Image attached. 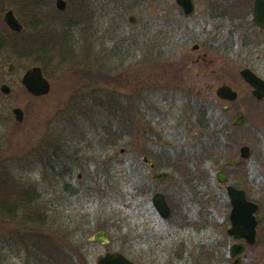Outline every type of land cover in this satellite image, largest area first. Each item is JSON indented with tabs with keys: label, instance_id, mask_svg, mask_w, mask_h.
<instances>
[{
	"label": "rangeland",
	"instance_id": "374dc122",
	"mask_svg": "<svg viewBox=\"0 0 264 264\" xmlns=\"http://www.w3.org/2000/svg\"><path fill=\"white\" fill-rule=\"evenodd\" d=\"M86 1L94 15L89 25L72 30L76 54L55 53L45 63L17 57L11 48L0 52V197L23 194L12 214H0V264H96L108 250L145 264H209L204 250L211 231L192 223L198 201L209 211L212 195L225 194L216 173L230 171L218 161L220 153L242 162L239 168L252 178L264 169V99L257 100L240 75L245 65L264 69V57L219 59L224 73L198 75L195 90L179 89L188 77L166 59L175 57L168 52L187 33L165 23V0ZM20 2L0 0V27L3 13L13 8L28 37L58 29L85 7V0H67L64 12L56 0H39L35 9ZM36 64L51 82L44 96L32 95L21 82ZM224 82L238 91L237 100L217 97ZM15 107L23 109V121L15 118ZM241 114L244 122L234 125ZM202 117L210 130L200 126ZM217 129L225 130L226 147L207 162L208 178L193 182L169 166L199 150ZM242 145L251 147L247 160L240 158ZM143 155L155 161V170ZM160 170L169 176L154 180ZM156 191L173 207L171 219L185 218L179 226L156 214ZM101 229L108 232L107 244L91 240Z\"/></svg>",
	"mask_w": 264,
	"mask_h": 264
},
{
	"label": "flooded vegetation",
	"instance_id": "af4514ba",
	"mask_svg": "<svg viewBox=\"0 0 264 264\" xmlns=\"http://www.w3.org/2000/svg\"><path fill=\"white\" fill-rule=\"evenodd\" d=\"M186 1L191 8L189 12L178 0H165L164 3L167 7L164 9L167 12L165 23L184 27L187 33L184 40L174 42L173 50L168 52L172 54L170 58L175 57L166 59L167 63L178 67L181 75L188 77L181 78L177 88L195 90L198 82L194 80L198 75L224 73L222 64L217 66L219 59L230 60L252 53L264 57V26L255 20L256 0ZM230 65L231 62L225 67L230 68ZM243 67H250L264 79V69L245 65L240 70ZM193 73L195 76L191 78ZM212 87L206 86L204 91ZM151 170L154 169L151 167ZM249 171L237 168L227 174L226 182L220 184L225 194L212 195L209 211L202 201L197 202L199 210L193 223H189L197 230L211 231L205 249L208 251L204 254L209 264H264V169L256 178L250 177ZM230 185L243 190L250 204H235L234 197L228 193ZM173 212L171 206V215L162 218L156 210L162 220L174 221V225L179 226L185 218L171 219ZM177 256L178 261L183 260L181 254Z\"/></svg>",
	"mask_w": 264,
	"mask_h": 264
},
{
	"label": "trees",
	"instance_id": "16d2710c",
	"mask_svg": "<svg viewBox=\"0 0 264 264\" xmlns=\"http://www.w3.org/2000/svg\"><path fill=\"white\" fill-rule=\"evenodd\" d=\"M21 5L27 8L38 7L39 0H22L20 2ZM83 6V4H82ZM88 3L85 0V7H77L75 9V15L71 18H66L62 23V26L54 28V30L48 28L44 30V32H36L31 37L25 36L24 31L17 33L13 32L6 24H3L2 28L6 32V44L2 51L11 48L17 55V57H25V56H34L37 58V61L48 62L53 56L56 54L59 56H68L69 53H73L75 51V42L73 36V29H77L85 23V25H89L92 22V14L94 15V11L91 9L88 10ZM85 8V10H84ZM64 12V11H63ZM56 19L54 20V22ZM32 24L35 25V21L32 20ZM56 53V54H55ZM59 53V54H58ZM34 58V59H35ZM202 123L200 124L205 129L210 130L211 125L208 123L210 120L206 119V117H202L200 120ZM205 125L208 127L205 128ZM226 133L223 129H217L214 133L211 130V137L208 142L204 143L199 150L192 154H184L183 160L180 164H169L170 167H173L174 170L182 171L190 176L193 182L199 178H208V173L206 169L207 162L209 160L216 159L217 155H219L220 151L223 147H226ZM233 158L229 155H223V152L220 153V160L224 161L225 165L228 167L229 171L232 172L235 169L239 168L242 162L238 160L235 162L233 166L228 165V161ZM190 159V160H189ZM223 159V160H222ZM234 159V158H233ZM232 160V159H231ZM198 165L201 166V170L198 169ZM172 169V168H169ZM166 168V170H169ZM264 184V183H263ZM18 200L23 198V194L17 197ZM17 199L10 198L9 195L5 197H0V214H12V209L14 205H17ZM31 199H24L23 203H30ZM204 250V252H207ZM69 259H73L68 255Z\"/></svg>",
	"mask_w": 264,
	"mask_h": 264
},
{
	"label": "water",
	"instance_id": "95a60500",
	"mask_svg": "<svg viewBox=\"0 0 264 264\" xmlns=\"http://www.w3.org/2000/svg\"><path fill=\"white\" fill-rule=\"evenodd\" d=\"M178 2L186 8V11L189 12L191 10L186 0H178ZM67 0H56V7L59 10H64L67 7ZM131 22H135V16L130 15L129 17ZM4 20L7 25L16 32H21L24 28L22 22L17 17L15 11L13 9H8L4 12ZM255 20L264 26V0H256L255 4ZM6 42V35L4 31L0 28V51L4 47ZM15 64L10 63L8 65L9 71L15 70ZM241 76L243 79L253 87V95L262 99L264 97V79L258 76L251 68H243L241 70ZM22 84L27 88V90L32 93L34 96H44L47 95L51 90V83L48 78L45 76L43 69L39 65H33L28 68L21 78ZM2 91L5 93H9L11 88L9 85L4 84L1 87ZM216 93L219 98L224 100L234 101L238 98V92L234 90L230 85L224 84L217 88ZM13 113L15 118L18 121H23L24 119V111L20 107H15L13 109ZM245 115H240L235 121V125H240L243 123ZM240 154L242 158H248L251 154V148L248 145H243L240 148ZM143 161L145 163L150 164L152 167L155 165L154 160L149 158L148 155H144ZM230 165L234 164V161L229 162ZM167 172L159 171L153 174V179H162L167 176ZM217 179L220 182H225L227 180V175L223 170H220L217 173ZM229 195L234 197V203L238 204L241 202L249 203L245 198V192L241 189H238L235 186L230 185L228 187ZM153 203L160 215L164 218L168 217L171 213V208L168 204L166 196L162 192H157L153 196ZM95 241H101L103 243H108L109 237L105 230H101L96 233L92 238ZM96 264H143L136 262L126 256L124 253L120 251H107L106 253L99 256Z\"/></svg>",
	"mask_w": 264,
	"mask_h": 264
}]
</instances>
